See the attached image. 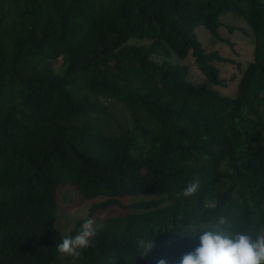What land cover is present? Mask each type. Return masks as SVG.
<instances>
[{"label":"trees","instance_id":"1","mask_svg":"<svg viewBox=\"0 0 264 264\" xmlns=\"http://www.w3.org/2000/svg\"><path fill=\"white\" fill-rule=\"evenodd\" d=\"M226 13L253 33L234 98L213 90L227 60L195 34L225 42ZM188 56L201 83L178 64ZM263 104L264 0H0V264H178L221 216L227 231L260 235ZM196 179V194L178 195ZM60 187L104 198L91 213L154 199L103 220L76 257L56 249L84 222L56 229ZM142 238L154 245L144 255Z\"/></svg>","mask_w":264,"mask_h":264},{"label":"rangeland","instance_id":"2","mask_svg":"<svg viewBox=\"0 0 264 264\" xmlns=\"http://www.w3.org/2000/svg\"><path fill=\"white\" fill-rule=\"evenodd\" d=\"M221 24L222 26L219 28L218 33L220 38L225 40V42L215 41L203 27H197L195 34L205 52L216 51L227 60L218 67L220 79L224 82V86H213V90L222 96L234 98L238 78L241 72L252 61L253 33L244 21L233 17L230 13H226L221 17ZM60 63V60L55 62L54 68L57 69ZM178 64L180 66H188L190 82L201 83L203 81V76L197 70L191 56L178 61ZM94 99L97 98L94 97ZM107 101L105 100L104 105L108 106L109 114L113 118L112 120L116 119L122 127L130 128L129 116L123 106L112 101ZM261 110L264 111V104ZM58 190V219H56L54 225L61 236L70 233L78 221L89 219L92 216L91 219H93L97 227L103 220L124 216L128 210L122 206L154 199L153 197L144 195L124 197L119 200L122 206L112 205L102 207L91 213L92 206L103 202L104 198L100 197L87 201L80 198L79 193L71 187H60ZM79 230L80 227L78 228ZM261 234H264V231Z\"/></svg>","mask_w":264,"mask_h":264},{"label":"clouds","instance_id":"3","mask_svg":"<svg viewBox=\"0 0 264 264\" xmlns=\"http://www.w3.org/2000/svg\"><path fill=\"white\" fill-rule=\"evenodd\" d=\"M200 188V181L196 179L189 182L178 195L193 196ZM227 224L225 217L217 220V227L203 230L198 234V246L192 251L183 254L178 264H264V234L255 238L239 231H227L222 226ZM97 227L92 219H86L80 230L74 236H65L62 242L56 245L61 254L79 257V250L90 246L92 238L96 235ZM153 240L140 239L137 249L140 254L148 253L153 247ZM158 264H166L164 259Z\"/></svg>","mask_w":264,"mask_h":264}]
</instances>
